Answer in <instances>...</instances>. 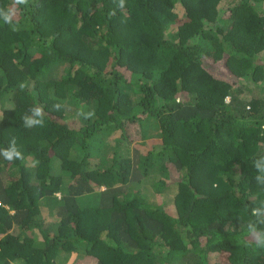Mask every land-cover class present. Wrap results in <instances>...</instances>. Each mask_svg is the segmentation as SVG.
I'll return each instance as SVG.
<instances>
[{
  "label": "trees",
  "instance_id": "16d2710c",
  "mask_svg": "<svg viewBox=\"0 0 264 264\" xmlns=\"http://www.w3.org/2000/svg\"><path fill=\"white\" fill-rule=\"evenodd\" d=\"M73 252L264 264V0H0V264Z\"/></svg>",
  "mask_w": 264,
  "mask_h": 264
},
{
  "label": "rangeland",
  "instance_id": "374dc122",
  "mask_svg": "<svg viewBox=\"0 0 264 264\" xmlns=\"http://www.w3.org/2000/svg\"><path fill=\"white\" fill-rule=\"evenodd\" d=\"M133 131L134 130H131L129 132V135H128V138L131 139V142L129 143V149H130V153L133 151L134 147L135 146H141L142 145H145L147 146V144H145V141H142V143H139V139L138 140H135L133 139ZM112 139L111 137L109 138V140ZM177 192V188H175V192L174 194ZM158 200L160 199V197L157 198ZM80 205L82 206H85L87 204L81 202ZM90 206H92L93 204H89ZM167 210H169V208H167ZM170 214H174L173 210L171 209ZM66 262L68 264H96L97 263V259L94 258L93 256L91 255H87V254H84V253H72L70 255L67 256L66 258Z\"/></svg>",
  "mask_w": 264,
  "mask_h": 264
},
{
  "label": "clouds",
  "instance_id": "9594fccd",
  "mask_svg": "<svg viewBox=\"0 0 264 264\" xmlns=\"http://www.w3.org/2000/svg\"><path fill=\"white\" fill-rule=\"evenodd\" d=\"M18 2H19V0H18ZM5 22H10V16H8L7 14H5ZM6 155H7V159H9V160L12 159V155L11 154H6Z\"/></svg>",
  "mask_w": 264,
  "mask_h": 264
}]
</instances>
